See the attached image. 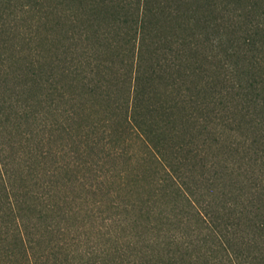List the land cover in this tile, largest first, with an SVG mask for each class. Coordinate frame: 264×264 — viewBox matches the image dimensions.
I'll return each instance as SVG.
<instances>
[{
    "label": "trees",
    "instance_id": "trees-1",
    "mask_svg": "<svg viewBox=\"0 0 264 264\" xmlns=\"http://www.w3.org/2000/svg\"><path fill=\"white\" fill-rule=\"evenodd\" d=\"M263 48L264 0H0L3 167L8 182L16 150L20 263L264 264V117L255 136L224 137L242 122L227 106L211 123L209 112L224 81L244 115L264 113ZM74 81L83 91L68 100ZM54 127L100 135L126 164L96 184L80 179L73 212L54 179L75 170L47 168L66 148H43Z\"/></svg>",
    "mask_w": 264,
    "mask_h": 264
},
{
    "label": "rangeland",
    "instance_id": "rangeland-1",
    "mask_svg": "<svg viewBox=\"0 0 264 264\" xmlns=\"http://www.w3.org/2000/svg\"><path fill=\"white\" fill-rule=\"evenodd\" d=\"M80 43V42H79ZM72 46V45H68ZM260 65L261 68H264V48L261 49L260 52ZM211 63L215 62L210 61ZM207 66V61L203 62ZM211 63H208L209 65H212ZM213 65V67L215 66ZM262 70V69H261ZM259 71V70H258ZM202 75V74H201ZM264 79V76H263ZM96 80V79H95ZM97 81V80H96ZM258 81H262L261 78H258ZM225 84L224 81L216 82L215 83V90L211 91L212 95L210 98V106H209V112L211 111V121H214L216 118L214 115L217 114L219 109H222V107L227 106V114L229 117L232 116L233 113H235V117L240 123V126L237 130L235 129V126L232 128H228L225 132L224 137H228V135H236L239 138H244L246 136H250L249 133L252 135H256L258 132V126L256 125V121L260 118V116L264 117V113H259V111H256V114H252L251 112L248 113L249 115L245 114V109H241V106L238 105L239 102H237L236 93L238 90H234L235 87H232L233 90H231L230 83H226L225 87H223ZM67 86H64L67 90V98L68 100H73V98L76 96V94H80L83 89L81 84L74 81L73 84H66ZM225 89L227 92L226 95L223 97L220 93ZM260 89H264L263 87H257ZM221 90L219 92V90ZM262 89V90H263ZM264 90L260 92L261 96H264ZM73 104H76L73 101L69 102V105H72L71 107L74 108ZM264 105V100L261 103ZM264 111V110H263ZM87 114V115H86ZM83 117L89 116L91 119H94V114H91L89 110L87 112H84ZM249 116V117H248ZM98 117L101 119L103 118V115H98ZM263 119V118H262ZM217 120V119H216ZM215 120V121H216ZM215 123V122H214ZM213 123V124H214ZM213 124H210L213 126ZM60 127H54L52 131H49L47 129L44 131L40 136L43 138L44 141V149L45 150H52L53 155L54 152H57V149H60V145L62 144L66 148H64V151L61 152V154L56 153V156H52L51 159L48 158V164L47 168L52 169L58 166H68L70 165V169H74L75 172L66 173L62 177H58L57 179H54L57 181V190H66L68 193H70V201L65 206L67 211L73 212L75 210L74 206L77 205V202L74 201L76 196V189L78 190V193L81 194L80 196H85L82 192V188L80 187V184L82 182H86L89 184H96V182H100V179H97V181L94 178V175L97 173L102 174L105 173L107 169H121L124 166H126L123 159H120L118 155H113L112 150L108 146L102 145L101 142L97 144V137H100V135L90 134L89 138L82 136L80 131H76L75 133H79L75 139L70 137L68 132L70 129L68 128L67 132H64L63 129H59ZM211 128V127H210ZM213 129V128H212ZM88 130L84 129V132L87 133ZM74 134V133H72ZM6 134L4 135L1 132V125H0V264H21L20 263V257H19V246H18V239H17V215H18V204H17V193L20 189L22 182L19 180V168L18 163L16 160H18V152H8V158L10 161V174L11 178L10 181L7 182L6 175L3 167V142H6ZM211 137V136H210ZM40 138V137H39ZM77 140V141H76ZM63 150V148H62ZM211 153V152H210ZM111 158V159H110ZM113 159V160H112ZM76 168V169H75ZM100 169V171H98ZM98 171V172H97ZM201 172L200 169L196 170L195 176H198ZM82 182H81V180ZM104 180V178H103ZM28 185H32L33 182L29 181L27 182ZM77 186V187H76ZM76 187V188H75ZM75 188V189H74ZM77 193V194H78ZM88 199L93 198V196L88 195L86 196ZM59 199H62L60 196H58ZM61 201V200H58ZM63 201V199H62ZM63 206V205H62Z\"/></svg>",
    "mask_w": 264,
    "mask_h": 264
}]
</instances>
